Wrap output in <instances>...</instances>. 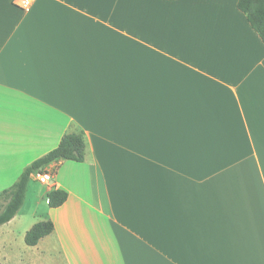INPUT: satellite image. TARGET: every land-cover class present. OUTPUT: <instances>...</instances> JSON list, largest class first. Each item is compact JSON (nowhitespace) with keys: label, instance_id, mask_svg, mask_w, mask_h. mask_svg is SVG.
<instances>
[{"label":"crops","instance_id":"1","mask_svg":"<svg viewBox=\"0 0 264 264\" xmlns=\"http://www.w3.org/2000/svg\"><path fill=\"white\" fill-rule=\"evenodd\" d=\"M238 2L0 0V193L87 144L0 226V264H264V43Z\"/></svg>","mask_w":264,"mask_h":264},{"label":"trees","instance_id":"2","mask_svg":"<svg viewBox=\"0 0 264 264\" xmlns=\"http://www.w3.org/2000/svg\"><path fill=\"white\" fill-rule=\"evenodd\" d=\"M238 9L246 16L264 43V0H239ZM86 148L85 133L75 129L63 136L56 149L33 162L12 187L0 193V198L5 201L0 209V226L10 222L23 207L32 175L42 172L53 161L84 162ZM67 198L68 194L64 191H52L48 194L49 206L58 208L67 201ZM53 231L54 224L51 221L36 223L26 233L25 243L28 246H36Z\"/></svg>","mask_w":264,"mask_h":264},{"label":"built area","instance_id":"3","mask_svg":"<svg viewBox=\"0 0 264 264\" xmlns=\"http://www.w3.org/2000/svg\"><path fill=\"white\" fill-rule=\"evenodd\" d=\"M35 0H15V5L23 11H28L33 6ZM60 161V160H58ZM56 168L44 169L42 172L34 174L35 180L41 185H50L54 179ZM56 187V186H55ZM49 204V200H48Z\"/></svg>","mask_w":264,"mask_h":264},{"label":"rangeland","instance_id":"4","mask_svg":"<svg viewBox=\"0 0 264 264\" xmlns=\"http://www.w3.org/2000/svg\"><path fill=\"white\" fill-rule=\"evenodd\" d=\"M44 186H48V185H44ZM42 186L41 184L39 183H35L34 181H30V184H29V189H28V193H29V197H28V200H31V196L32 197H36L37 199L40 198L41 201H43V203L45 202V199H46V196L44 195V192H45V187ZM5 201L3 199L0 198V209L1 207L4 205ZM45 204V203H44ZM29 205V204H28ZM27 208V204L25 206L24 209ZM25 211V210H24Z\"/></svg>","mask_w":264,"mask_h":264}]
</instances>
